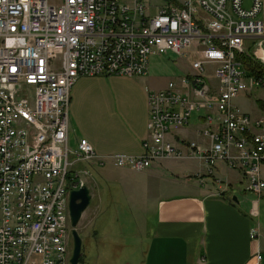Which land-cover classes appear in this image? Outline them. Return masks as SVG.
I'll return each mask as SVG.
<instances>
[{
    "label": "built area",
    "instance_id": "2783aa9c",
    "mask_svg": "<svg viewBox=\"0 0 264 264\" xmlns=\"http://www.w3.org/2000/svg\"><path fill=\"white\" fill-rule=\"evenodd\" d=\"M0 0V264H70L69 193L86 165L142 172L164 160L240 171L244 191L264 198V111L233 100L264 89L243 69L264 68L263 0ZM193 56L189 73L147 92L139 156L101 157L68 147L70 90L79 78H141L150 55ZM216 83L211 84L208 73ZM196 114L199 141L181 138ZM204 184V183H203ZM258 229L250 239L258 238Z\"/></svg>",
    "mask_w": 264,
    "mask_h": 264
},
{
    "label": "crops",
    "instance_id": "0c3cea01",
    "mask_svg": "<svg viewBox=\"0 0 264 264\" xmlns=\"http://www.w3.org/2000/svg\"><path fill=\"white\" fill-rule=\"evenodd\" d=\"M244 1L243 8L249 9L250 0L247 5ZM257 19L264 31V0ZM164 87L154 83L149 74L141 78H79L70 90L68 144L69 137L74 148L84 140L101 157L141 155L149 115L147 92ZM199 128L198 125L196 129ZM178 135L200 140L189 126ZM166 161L172 160L156 162L142 174L137 172L143 175L148 193L157 192L150 235L137 264H264V235L261 237L260 227L252 225L241 205L225 194V189L210 183L206 166L198 162L205 167L204 172L194 174L198 181L188 184L190 180L185 179L163 194L161 185L168 181L163 171L171 168ZM108 167L112 168L107 165L97 173H103L102 178L106 175L105 182L118 181L123 190L131 172H106ZM229 170L222 164L214 167L216 174H229ZM227 184L231 186L229 180ZM89 191L93 199V178ZM255 229L259 231L258 238L251 240L250 232Z\"/></svg>",
    "mask_w": 264,
    "mask_h": 264
},
{
    "label": "rangeland",
    "instance_id": "374dc122",
    "mask_svg": "<svg viewBox=\"0 0 264 264\" xmlns=\"http://www.w3.org/2000/svg\"><path fill=\"white\" fill-rule=\"evenodd\" d=\"M247 3L245 0L244 4L247 5ZM192 60L193 56L191 55L188 58H180L171 53L150 55L148 74L154 83L166 85L169 80L177 81L184 74L191 72L190 63ZM207 77L211 84L216 83L213 72L208 73ZM256 101H261L264 104V89H253L251 92L241 94L233 100V105L241 112L256 119L263 115ZM198 125L197 116L193 114L189 121V128L195 130ZM198 137L201 139L200 136ZM70 140L71 137H69L68 147L74 149ZM166 162L171 168L168 167L169 170L163 171V177L168 180L161 185L163 194L172 191L176 184H182L181 181L185 179L190 180L188 184H193L197 180L194 174L205 171V167L198 164L197 161L172 160ZM79 169L88 171L89 175L81 173L80 177L89 189L90 179L93 178V199L90 200L89 206L83 212L75 228L82 241L78 264H137L143 246L147 245L149 231L153 224L156 190L148 193L145 181L142 179L143 175H141L144 173L143 171L140 174L129 170L131 176L126 177L129 179L126 181V186L123 185V191L118 181L105 182L103 178L106 179V175L102 178L103 173H97L100 168L82 165ZM117 170L113 167L106 168V172L112 171L111 173H115ZM262 171L264 174L263 167ZM217 174L222 178L221 188L227 191L226 194L228 193L230 198L237 200L238 205H241L242 210L250 218L252 225L260 227L262 237L264 235V198L258 204V217H252L250 210L252 201L256 197L244 191L245 182L242 173L229 170V174L224 173L223 175V172L221 174L217 172ZM116 176L118 177V175ZM210 179V183L215 184L213 178ZM227 179L231 186L227 184ZM72 250L73 244L71 243L69 246L70 258Z\"/></svg>",
    "mask_w": 264,
    "mask_h": 264
},
{
    "label": "water",
    "instance_id": "95a60500",
    "mask_svg": "<svg viewBox=\"0 0 264 264\" xmlns=\"http://www.w3.org/2000/svg\"><path fill=\"white\" fill-rule=\"evenodd\" d=\"M90 200V191L86 186H81L77 190H73L69 193L68 210L72 228L71 237L73 244L72 256L69 260L70 264H78L81 255L82 241L75 228L78 225L83 212L89 206ZM233 201L237 202L235 198H233Z\"/></svg>",
    "mask_w": 264,
    "mask_h": 264
},
{
    "label": "trees",
    "instance_id": "16d2710c",
    "mask_svg": "<svg viewBox=\"0 0 264 264\" xmlns=\"http://www.w3.org/2000/svg\"><path fill=\"white\" fill-rule=\"evenodd\" d=\"M239 58L242 60L243 69L246 71L248 75L261 78L264 81V68L259 62H254L244 55L240 56ZM256 102L258 104V107L262 111H264V104L261 101H256Z\"/></svg>",
    "mask_w": 264,
    "mask_h": 264
}]
</instances>
